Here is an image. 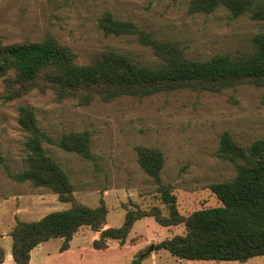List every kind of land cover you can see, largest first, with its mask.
I'll return each mask as SVG.
<instances>
[{
	"label": "rangeland",
	"instance_id": "obj_1",
	"mask_svg": "<svg viewBox=\"0 0 264 264\" xmlns=\"http://www.w3.org/2000/svg\"><path fill=\"white\" fill-rule=\"evenodd\" d=\"M188 5L189 0H0V44L38 42L50 36L69 47L82 64L106 49L155 61L152 49L135 36H105L98 27L105 12L160 40L175 41L187 58L196 60L245 53L251 39L264 32V23L247 15L234 19L223 8L193 14ZM19 106L31 108L38 126L54 141L63 133H90L89 159L54 145L45 144L44 151L68 175L76 202L97 207L104 201L107 215L100 231L120 227L133 205L157 207L167 215L157 184L137 162L138 146L162 152L161 183L171 187L180 214L187 216L220 206L209 187L235 176L234 166L217 156L220 135L227 132L242 145L264 139V86L243 84L221 93L177 89L141 99L96 98L87 104L38 90L12 101L0 98V248L5 252L0 264H15L10 234L16 219L37 221L70 207L47 189L12 178L25 166L27 134L17 122ZM100 231L80 228L62 252L60 238L41 243L31 251L29 264H131L136 259L140 264H242L188 261L156 250L161 241L183 234L184 226L162 227L153 218L135 222L124 243L107 240L106 248L95 249ZM150 246L153 249L146 254ZM246 264H264V256Z\"/></svg>",
	"mask_w": 264,
	"mask_h": 264
},
{
	"label": "trees",
	"instance_id": "obj_2",
	"mask_svg": "<svg viewBox=\"0 0 264 264\" xmlns=\"http://www.w3.org/2000/svg\"><path fill=\"white\" fill-rule=\"evenodd\" d=\"M218 8L236 19L247 15L264 23V0H189L190 13H212ZM105 36H135L150 47L156 57L147 63L130 52L106 49L78 63L75 53L48 36L38 42L0 44V83L4 101L18 99L32 90L51 91L57 99L75 98L87 104L94 99L112 101L121 97L144 98L161 92L189 89L194 92L221 93L243 84L264 86V32L251 39L245 53L219 54L205 60L187 58L182 48L170 40H160L152 32L128 20L115 19L110 12L98 19ZM18 125L26 133L25 166L11 175L18 182H29L70 203L66 210L46 214L37 221L16 219L10 234L11 257L15 264H29L31 251L39 244L60 238L65 251L73 235L82 227L100 231L107 208L101 199L97 207L75 201L73 185L66 172L44 151V145L91 158L88 131L61 134L56 141L38 126L34 111L17 108ZM137 162L158 186L163 215L157 207L126 209L118 228L101 230L95 249L106 248L107 240L124 243L133 225L153 218L162 227L183 225L184 233L165 239L155 246L172 256L188 261L239 262L264 256V139L242 145L224 132L219 137L217 156L230 162L235 176L210 185L220 206L205 208L187 216L180 214L169 185L160 180L164 165L162 152L155 147L138 146ZM5 252L0 248V263ZM131 264H140L136 259Z\"/></svg>",
	"mask_w": 264,
	"mask_h": 264
},
{
	"label": "water",
	"instance_id": "obj_3",
	"mask_svg": "<svg viewBox=\"0 0 264 264\" xmlns=\"http://www.w3.org/2000/svg\"><path fill=\"white\" fill-rule=\"evenodd\" d=\"M152 249H153V246H150V247L147 249L146 254H148L149 252H151ZM146 254H145V255H146Z\"/></svg>",
	"mask_w": 264,
	"mask_h": 264
},
{
	"label": "crops",
	"instance_id": "obj_4",
	"mask_svg": "<svg viewBox=\"0 0 264 264\" xmlns=\"http://www.w3.org/2000/svg\"><path fill=\"white\" fill-rule=\"evenodd\" d=\"M12 258V257H11ZM251 260V259H250ZM250 260H248L247 262H249ZM30 261H31V258H30ZM247 262H245V263H242V264H246Z\"/></svg>",
	"mask_w": 264,
	"mask_h": 264
}]
</instances>
